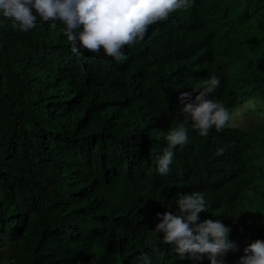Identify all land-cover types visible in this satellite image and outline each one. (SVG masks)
<instances>
[{
    "label": "trees",
    "instance_id": "16d2710c",
    "mask_svg": "<svg viewBox=\"0 0 264 264\" xmlns=\"http://www.w3.org/2000/svg\"><path fill=\"white\" fill-rule=\"evenodd\" d=\"M227 50L232 76L194 56ZM124 51L74 52L60 21L23 31L0 16V264H130L144 252L191 264L152 228L195 190L240 247L264 238V120L190 128L171 171L155 170L183 118L178 93L205 78H221L230 113L250 102L264 115V0H190Z\"/></svg>",
    "mask_w": 264,
    "mask_h": 264
},
{
    "label": "clouds",
    "instance_id": "9594fccd",
    "mask_svg": "<svg viewBox=\"0 0 264 264\" xmlns=\"http://www.w3.org/2000/svg\"><path fill=\"white\" fill-rule=\"evenodd\" d=\"M189 5L190 0H0V16L13 20L23 31L33 28L38 18L46 22L60 21L74 52L81 49L99 52L103 48L106 54L119 61L125 57V46L142 41L151 24L166 21L170 14ZM194 56L205 59L204 62L212 58L219 60L230 76L233 75L231 62L238 57L229 50L205 57ZM220 84L221 78L211 75L200 87L178 93L183 118L167 131L164 137L167 145L158 150L155 169L158 173L166 175L171 171L173 149L189 142L190 128L206 136L213 126L220 130L228 123L229 130L242 128L240 124H232L234 115L246 123L259 124L264 120L262 113L251 111L253 104L250 102L246 103H249L247 108H237L230 113L223 100H219ZM249 114L254 117L248 118ZM237 139L242 140L240 136ZM174 202L178 206L175 210L166 208L157 212L160 219L152 230L174 247L179 258L191 264L208 261L226 264L229 251L243 249L244 254L238 257L237 264H264V238H249L240 247L236 239L230 238L231 226L226 219L210 218L203 191L177 193ZM202 211L207 218H200ZM130 264H152V257L146 252L140 253L132 257Z\"/></svg>",
    "mask_w": 264,
    "mask_h": 264
},
{
    "label": "rangeland",
    "instance_id": "374dc122",
    "mask_svg": "<svg viewBox=\"0 0 264 264\" xmlns=\"http://www.w3.org/2000/svg\"><path fill=\"white\" fill-rule=\"evenodd\" d=\"M252 117H254L253 114H249V115H248V118H252ZM240 122H241V123H240ZM262 122H263V121H262ZM232 124L235 125V126H237V125L240 124V126H241L242 128H247V127H248V126H247L248 123H246V122H244V121H241L240 118L238 117V115H234L233 120H232Z\"/></svg>",
    "mask_w": 264,
    "mask_h": 264
}]
</instances>
